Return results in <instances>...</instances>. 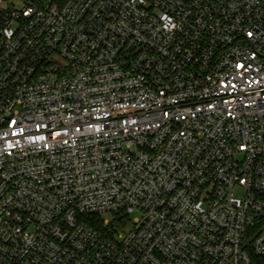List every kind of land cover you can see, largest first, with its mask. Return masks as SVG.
I'll return each instance as SVG.
<instances>
[{
  "label": "built area",
  "instance_id": "built-area-1",
  "mask_svg": "<svg viewBox=\"0 0 264 264\" xmlns=\"http://www.w3.org/2000/svg\"><path fill=\"white\" fill-rule=\"evenodd\" d=\"M263 258L264 0H0V264Z\"/></svg>",
  "mask_w": 264,
  "mask_h": 264
},
{
  "label": "rangeland",
  "instance_id": "rangeland-1",
  "mask_svg": "<svg viewBox=\"0 0 264 264\" xmlns=\"http://www.w3.org/2000/svg\"><path fill=\"white\" fill-rule=\"evenodd\" d=\"M234 195L239 197L241 195V192L239 190H234ZM129 217H130V221L131 222L129 223L130 225H128L129 226L128 228H131L132 227V221L134 219H137V218L139 219L141 217V215H140L139 212L133 211V212H131L129 214ZM101 219L102 220L107 219V220L111 221L112 220V216L110 214H104V215L101 216Z\"/></svg>",
  "mask_w": 264,
  "mask_h": 264
},
{
  "label": "trees",
  "instance_id": "trees-1",
  "mask_svg": "<svg viewBox=\"0 0 264 264\" xmlns=\"http://www.w3.org/2000/svg\"><path fill=\"white\" fill-rule=\"evenodd\" d=\"M90 221H94V219H90ZM100 226V225H99ZM261 260H264V258L263 259H261ZM258 263H259V261H258Z\"/></svg>",
  "mask_w": 264,
  "mask_h": 264
}]
</instances>
